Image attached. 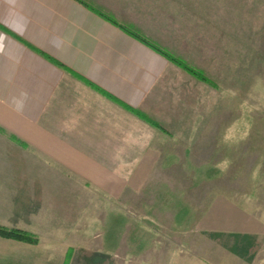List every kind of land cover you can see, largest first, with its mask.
<instances>
[{"label": "crops", "instance_id": "crops-1", "mask_svg": "<svg viewBox=\"0 0 264 264\" xmlns=\"http://www.w3.org/2000/svg\"><path fill=\"white\" fill-rule=\"evenodd\" d=\"M183 1L0 0V227L38 240L0 236V264H74L72 245L46 242L72 233L50 235L33 203L80 186L125 193L127 178L157 166L160 143L194 130L201 108L214 106V86L153 47L184 60L175 40L189 30ZM203 223L219 249L248 260L264 241L262 220L232 203L213 205ZM126 240L106 249L109 260Z\"/></svg>", "mask_w": 264, "mask_h": 264}, {"label": "rangeland", "instance_id": "rangeland-1", "mask_svg": "<svg viewBox=\"0 0 264 264\" xmlns=\"http://www.w3.org/2000/svg\"><path fill=\"white\" fill-rule=\"evenodd\" d=\"M184 4L189 30L175 40L184 61L214 82V106L201 108L194 130L160 143L157 166L149 176L127 178L125 193L80 186L78 193L56 194L59 201L33 203L47 232L72 233L74 240L46 242L73 246L67 259L74 264H121L124 258L126 264L149 258L158 264H264V241L248 260L219 249L203 223L213 205L225 203L264 223V0ZM119 234L127 236L126 252L114 262L106 249L118 247Z\"/></svg>", "mask_w": 264, "mask_h": 264}, {"label": "trees", "instance_id": "trees-1", "mask_svg": "<svg viewBox=\"0 0 264 264\" xmlns=\"http://www.w3.org/2000/svg\"><path fill=\"white\" fill-rule=\"evenodd\" d=\"M143 40L146 41L145 39H143ZM146 42L149 43L148 41H146ZM150 45H152V44H150ZM153 47H155L157 50H159L170 61H172L175 64H177L178 66L182 67L183 69L188 71L193 76H195L198 79L205 81V82H207L210 85L215 87L214 82L211 81L209 78H207L202 70L197 69V68L189 65L182 58H180V57H178V56H176V55H174V54H172V53H170L164 49L158 48L156 46H153ZM0 236L6 237V238H11V239H16L19 241L28 242V243H32V244H35L38 242L37 238H35L31 233L23 231V230L15 229V228L8 229V228L0 227Z\"/></svg>", "mask_w": 264, "mask_h": 264}]
</instances>
